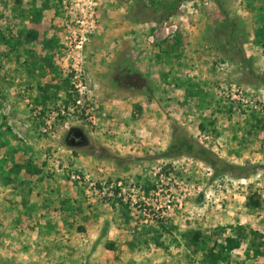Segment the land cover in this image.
<instances>
[{"label": "rangeland", "instance_id": "obj_1", "mask_svg": "<svg viewBox=\"0 0 264 264\" xmlns=\"http://www.w3.org/2000/svg\"><path fill=\"white\" fill-rule=\"evenodd\" d=\"M160 16L0 0V264H264V0ZM173 125L237 168L164 154Z\"/></svg>", "mask_w": 264, "mask_h": 264}, {"label": "trees", "instance_id": "obj_2", "mask_svg": "<svg viewBox=\"0 0 264 264\" xmlns=\"http://www.w3.org/2000/svg\"><path fill=\"white\" fill-rule=\"evenodd\" d=\"M147 2L153 6L160 8V13L163 18H166L170 16L175 9L177 8L178 0H170V1H164V0H147ZM27 36H30V38H34L35 33L32 31L26 32ZM241 60H244V57L240 55L239 57ZM69 98V94H68ZM74 101V99H72ZM164 154L169 156H180V155H187L191 157L198 158L202 161H204L211 169L213 170V173H217L219 170H222L224 168L234 169L237 168L236 166L232 164H227L225 161H223L221 158L216 156L209 148L204 147L194 141L185 131L184 128H181L179 126L173 125L172 131L170 133V140L168 145L166 146L165 150L163 151ZM245 203L248 206L252 207H258L260 205L259 197L256 195H246L245 196ZM120 201V199H117V201ZM241 225H234L231 227V230L235 232L236 230H242ZM240 232V231H238ZM252 233V232H251ZM258 236V234H257ZM239 237L235 238L232 236H226L223 240V242H215L213 244V247H209L207 250V256L211 258L212 260L217 259H227V256L231 250L234 248H237L239 245Z\"/></svg>", "mask_w": 264, "mask_h": 264}, {"label": "built area", "instance_id": "obj_3", "mask_svg": "<svg viewBox=\"0 0 264 264\" xmlns=\"http://www.w3.org/2000/svg\"><path fill=\"white\" fill-rule=\"evenodd\" d=\"M82 39H83L82 34H80L78 37H77V36L74 37L73 41L75 42L74 45H75L76 48L80 46V44H81V42H82ZM73 102L78 103L79 100H78V99H75ZM89 109H91V108H89Z\"/></svg>", "mask_w": 264, "mask_h": 264}]
</instances>
